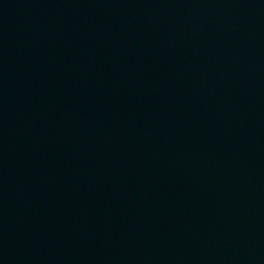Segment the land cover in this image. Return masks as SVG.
<instances>
[{"label":"water","instance_id":"obj_1","mask_svg":"<svg viewBox=\"0 0 264 264\" xmlns=\"http://www.w3.org/2000/svg\"><path fill=\"white\" fill-rule=\"evenodd\" d=\"M0 264H264V0H0Z\"/></svg>","mask_w":264,"mask_h":264}]
</instances>
